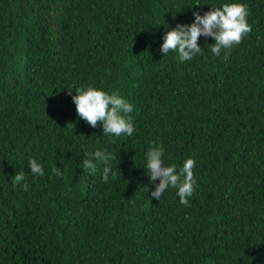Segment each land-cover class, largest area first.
<instances>
[{"label":"trees","instance_id":"trees-1","mask_svg":"<svg viewBox=\"0 0 264 264\" xmlns=\"http://www.w3.org/2000/svg\"><path fill=\"white\" fill-rule=\"evenodd\" d=\"M225 3L252 29L227 60L211 37L162 56L167 31ZM89 85L134 105L132 136L77 116ZM153 141L165 166L196 161L188 206L151 197ZM97 150L106 183L84 167ZM0 264H264V0H0Z\"/></svg>","mask_w":264,"mask_h":264},{"label":"clouds","instance_id":"clouds-1","mask_svg":"<svg viewBox=\"0 0 264 264\" xmlns=\"http://www.w3.org/2000/svg\"><path fill=\"white\" fill-rule=\"evenodd\" d=\"M200 7V6H195ZM211 10L200 15L193 12L194 21L191 24H177L175 28L166 32L163 37V44L160 48L162 56H166L170 51H178L181 61H188L198 54H202L204 48L198 44L200 37H211L213 44L207 45L212 54L220 56L222 50L225 52L224 59H228V52L236 45H239L244 36L251 32V25L247 22L249 9L242 3H225L219 7L212 6ZM72 92H69L71 94ZM76 94L72 96L76 106V114L89 126L96 128L102 125L104 135L132 136L135 128L132 117L129 115L134 110V105L118 93L105 92L89 85L86 88L81 86L76 89ZM74 126V125H73ZM147 173L150 182L159 180L155 186V191L151 192V197L159 201L164 192L171 186L178 189L177 195L180 204L188 206L189 199L193 196L196 188V178L193 169L196 161L188 158L183 166L177 169L176 165L165 166L163 162L164 148L157 146L153 141V146L146 153ZM106 151L97 150L92 159L84 160V167L96 170L97 165L93 160L105 165L102 172L103 182H108L109 174L116 178V172L111 168L110 161L114 159ZM31 174L43 176L44 167L35 159L29 161ZM53 173L61 176L60 167L54 166ZM119 170V169H118ZM120 172V171H119ZM25 179V173L19 172L14 176V183L19 184ZM25 190L27 185H24ZM151 201V200H150Z\"/></svg>","mask_w":264,"mask_h":264}]
</instances>
